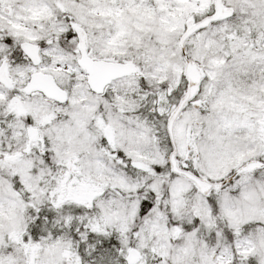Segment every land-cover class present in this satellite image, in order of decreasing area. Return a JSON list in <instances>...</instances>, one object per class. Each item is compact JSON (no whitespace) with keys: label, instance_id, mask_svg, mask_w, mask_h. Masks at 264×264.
Instances as JSON below:
<instances>
[{"label":"snow or ice","instance_id":"obj_1","mask_svg":"<svg viewBox=\"0 0 264 264\" xmlns=\"http://www.w3.org/2000/svg\"><path fill=\"white\" fill-rule=\"evenodd\" d=\"M0 264H264V0H0Z\"/></svg>","mask_w":264,"mask_h":264}]
</instances>
